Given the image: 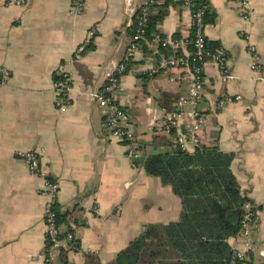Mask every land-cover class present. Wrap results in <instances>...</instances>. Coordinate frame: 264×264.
I'll list each match as a JSON object with an SVG mask.
<instances>
[{
  "label": "crops",
  "instance_id": "crops-1",
  "mask_svg": "<svg viewBox=\"0 0 264 264\" xmlns=\"http://www.w3.org/2000/svg\"><path fill=\"white\" fill-rule=\"evenodd\" d=\"M144 1L87 0L84 12L73 15L72 0H29L24 6L0 0V65L11 71L0 89V264H45L39 255L48 245L47 197L43 178L32 175L20 156L27 150L37 151L42 170L60 183L59 208L69 213L63 224L72 229L79 248L65 252L68 264H86L88 252L109 264L146 224L179 218L181 199L159 177L133 166L126 146L110 137L104 109L89 96L125 62L132 21ZM206 1L216 14L206 25L207 39L225 49L234 77L225 82L217 65L206 64L198 106L207 116L201 143L235 155L233 172L255 209L252 248L246 260L233 264H264L258 253L264 243V0H249V18L240 15L236 0ZM157 12L153 6L151 14ZM92 27L97 29L93 47L74 59ZM157 33L182 39L180 51L189 52L190 11L170 0ZM250 45L256 50L249 51ZM173 50H157L144 40L121 75L118 102L131 113L143 155L165 150L143 146L166 136L159 128L167 110L160 103L162 94L178 97L191 85L182 69L148 74ZM59 73L73 81L65 111L56 104ZM236 95L241 99L226 100ZM184 109L189 112L191 106ZM230 242L242 250L245 239L240 235ZM53 257L54 264H64L61 250L55 249Z\"/></svg>",
  "mask_w": 264,
  "mask_h": 264
},
{
  "label": "trees",
  "instance_id": "trees-1",
  "mask_svg": "<svg viewBox=\"0 0 264 264\" xmlns=\"http://www.w3.org/2000/svg\"><path fill=\"white\" fill-rule=\"evenodd\" d=\"M169 1L159 4L156 0L153 4L158 7V12L148 16L145 27L148 38L157 32V25L168 13ZM196 2L198 6H207L206 23L213 22L216 14L208 2ZM137 18L134 23L138 21ZM132 27L133 36L135 26ZM92 47L93 43L87 46L85 52ZM208 47L214 50L218 45L208 41ZM162 48L166 50L170 47ZM178 97L164 93L160 103L171 111ZM176 134L173 128L170 135L155 136L149 144L143 143V146H163L165 150L159 153L146 152L134 162L135 167L142 166L148 175L157 176L163 185L172 187L181 199L179 218L167 223L146 224L144 230L118 252L115 264L240 263L234 258L236 250L230 240L242 235L246 223H251L252 218L245 210V203L251 200L242 193L232 169L235 155L222 151L218 146L202 143L193 152L174 149L171 146ZM56 211V222L65 223L69 213L61 212L58 204ZM69 231L72 229L69 228ZM61 252L63 263L68 264L66 253L64 250ZM86 258V264H102L91 252L86 253Z\"/></svg>",
  "mask_w": 264,
  "mask_h": 264
},
{
  "label": "built area",
  "instance_id": "built-area-1",
  "mask_svg": "<svg viewBox=\"0 0 264 264\" xmlns=\"http://www.w3.org/2000/svg\"><path fill=\"white\" fill-rule=\"evenodd\" d=\"M29 0H9V4L24 6ZM132 0H126V3L131 4ZM181 4L186 7L192 17V33L193 36L188 39L187 43L191 49L189 52H181L183 41L179 38L165 37L160 33H152V37L148 38L146 35V23L149 14H151L153 4L156 0H145L137 10L136 16L138 21H132L135 26V33L131 38L129 53L125 58V62L112 72L108 73L103 85L90 92L89 96L94 99L100 107L105 111L106 127L109 131L110 137L122 142L126 146V153L133 166L135 160L143 155V148L138 140L135 124L132 121L131 113L125 109L117 98V93L120 88L121 75L127 67L126 61H129L131 55L139 49L140 44L144 40L150 41L156 49L162 47H171L174 49L167 55L159 65H155L148 70L149 75H154L159 72L160 68L165 69H182L191 80V85L187 91L180 95L174 102V110H165L159 128L162 133L170 135V131L176 129V136L173 138L172 148L190 151L201 145V130L207 123V116L202 113L198 106L203 99V91L206 84V77L204 68L206 64L211 61L220 69L223 81L227 82L234 76L227 69V53L221 46L210 50L208 47V39L205 28V13L207 6H198L196 0H179ZM239 4L240 15L245 18L251 16L249 7V0H236ZM87 0H72L71 13L79 15L86 9ZM97 35L96 27L89 29L87 37L75 50L73 58L79 59L83 56L88 45ZM254 45L249 46V51H255ZM259 65H253V69H258ZM11 71L7 67L0 65V89L9 80ZM260 79H264L260 77ZM73 89L72 78L65 74L59 73L54 82V90L57 94L56 104L61 111H65L71 105L69 94ZM241 95L235 97H226L227 101L240 100ZM1 102V97H0ZM191 106L189 112L185 111V106ZM25 161L29 172L32 175L43 178L42 193L47 197L44 207V217L46 222V239L48 241L47 249L44 254L39 256L44 260L45 264L53 263V252L55 249L64 250V252H72L79 250L78 246L74 244L75 235L68 231L64 224H58L56 206L58 203V194L60 191V183L51 175L42 170L40 155L35 150H27L20 154ZM253 204L245 203V210L248 216L252 218L251 223H246V229L242 236H244V248L236 250L234 258L238 261L247 259V252L252 248L250 242V224L257 220L255 213L252 212ZM258 253L264 262V243L258 248Z\"/></svg>",
  "mask_w": 264,
  "mask_h": 264
},
{
  "label": "rangeland",
  "instance_id": "rangeland-1",
  "mask_svg": "<svg viewBox=\"0 0 264 264\" xmlns=\"http://www.w3.org/2000/svg\"><path fill=\"white\" fill-rule=\"evenodd\" d=\"M72 91V90H71ZM69 99L71 100V98H70V95H69ZM114 217H116V216H114ZM114 217H112V218H114ZM75 235V234H74ZM75 239H76V237H75ZM74 244L76 245V242H75V240H74ZM47 249V248H46ZM75 251H77V250H75ZM46 252V251H45ZM45 252H43V253H40V254H44ZM69 253V252H68ZM109 264H115V260H112Z\"/></svg>",
  "mask_w": 264,
  "mask_h": 264
}]
</instances>
